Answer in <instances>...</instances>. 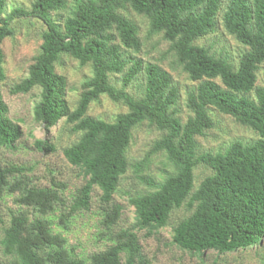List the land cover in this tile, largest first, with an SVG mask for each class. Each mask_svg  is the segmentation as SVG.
<instances>
[{
    "label": "trees",
    "instance_id": "obj_1",
    "mask_svg": "<svg viewBox=\"0 0 264 264\" xmlns=\"http://www.w3.org/2000/svg\"><path fill=\"white\" fill-rule=\"evenodd\" d=\"M5 7L6 0H0V82L5 79L1 44L12 34L13 21L40 20L44 30L39 50L27 76L9 93L25 94L40 87L34 121L45 129L61 121L65 128L70 126L77 139L63 148V155L85 178L66 208L57 182L35 187L26 176L27 167L0 166V199L17 192L14 202L19 206L0 239L8 258L5 264H149L137 232L156 233L169 225L171 212L183 204L189 214L172 227L171 244L201 261L209 251L220 256L264 246V84L256 85V71L264 63V0H33L29 9L6 12ZM67 8L61 23L52 19L54 12ZM127 8L146 18L149 34H161L169 42L176 63L195 83L186 94L190 116L184 122L176 116L178 88L170 74L156 63L143 64L127 56L126 51L137 52L141 45L137 25L121 12ZM222 9L223 28L247 48L236 67L195 43L214 31ZM61 55L91 67L73 109L65 98L66 77L55 70ZM141 72L143 94L134 98L125 89ZM110 74L121 75L120 88L110 82ZM101 95L127 110L113 121L87 115L89 105ZM210 109L250 128L258 139L237 140L222 152L198 154L196 137L213 127ZM8 113L0 91V147L11 150L22 129ZM143 122L162 135L135 165L137 170L153 154L163 153L172 171L160 182L139 177L150 190L130 197L134 222L113 231L121 206L112 202V196L128 168L132 131ZM35 146L48 153L56 150L47 139L35 140ZM199 164L211 174L195 188L194 168ZM95 187L106 206L101 236L110 244L84 258L52 225L67 227L74 214L88 210Z\"/></svg>",
    "mask_w": 264,
    "mask_h": 264
},
{
    "label": "rangeland",
    "instance_id": "obj_2",
    "mask_svg": "<svg viewBox=\"0 0 264 264\" xmlns=\"http://www.w3.org/2000/svg\"><path fill=\"white\" fill-rule=\"evenodd\" d=\"M32 2L33 0H6L5 10L8 12L14 7L29 9ZM121 12L137 25L141 43L137 52L126 51L127 56L137 57L143 64L156 63L170 74L173 85L178 88V100L174 106L176 116L184 122L190 116L186 107V94L195 86V83L176 63L174 53L169 48V42L164 40L161 34L148 33V22L144 16L135 13L130 8ZM222 13L223 9L217 16V25L214 31L198 39L195 43L209 47L211 53L226 57L236 67L240 55L247 48L225 31L221 21ZM67 14L68 8L54 12L52 19L61 23L60 21ZM11 27L12 34L6 37L1 44L5 79L0 82V91L9 108L8 116L18 123L22 129V135L16 142L15 149L9 150L0 147V166L15 164L27 167L29 170L26 171V176L31 180V185L35 187H51L52 181L57 182L58 190L65 198L67 208L76 189L85 182L80 169L68 163L63 155V148L75 141L77 135L70 133V126L65 128L62 121L50 129H45L43 125L34 121L33 108L40 98V87L35 86L25 94L9 93V88L12 85L27 76L28 67L39 50L44 25L40 20L34 18H21L15 19ZM55 70L66 77L65 98L69 107L73 109L79 97L81 83L91 76V67L90 65L81 66L70 56L61 55L59 61L55 63ZM109 80L116 88H120V74H110ZM263 84L264 63H261L256 71V85ZM143 89L144 74L141 72L125 90L132 97L140 98ZM126 110L125 105L101 95L98 100L89 105L87 115L113 121L116 115ZM210 114L213 119V127L196 137L198 154L222 152L233 141L249 143L258 139L256 132L241 125L232 117L214 109H210ZM161 135L162 131L146 122L133 129L127 149L128 168L120 177L117 191L112 196V202L121 206L120 216L113 231L127 228L134 222V206L130 202V197L136 193L150 190L139 177L147 176L160 182L172 171V166L163 153L153 154L148 161L140 163L139 170L135 166L143 160L154 140ZM37 139H47L53 142L56 150L48 153L37 149L35 146ZM210 174L209 168L201 164L197 165L194 168V187L196 188L199 182ZM16 195L17 192L6 194L0 199V239L3 229L9 224L11 215L19 210V206L14 202ZM99 195L100 191L95 187L91 192L89 209L74 214L67 223V227L52 225L55 231L60 232L67 239L68 245L74 248V252L84 258L94 252L104 250L110 244L104 236H101V231H103L102 208L106 206L100 201ZM61 210L62 207L55 211L54 215L58 217ZM188 214L189 210L183 204L171 212L169 225L160 228L156 233L147 234L144 230L137 232L138 241L149 264H212L216 258L218 264H264V246L220 256L209 251L201 261L197 256L182 251L176 245L171 244L172 227ZM0 261L3 264L8 261V258H5L2 253L1 245Z\"/></svg>",
    "mask_w": 264,
    "mask_h": 264
}]
</instances>
